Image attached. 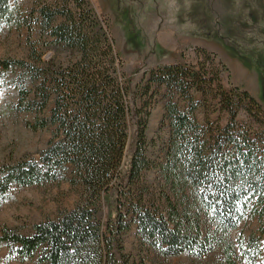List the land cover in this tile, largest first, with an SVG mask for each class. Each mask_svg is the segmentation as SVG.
I'll use <instances>...</instances> for the list:
<instances>
[{"label":"trees","instance_id":"1","mask_svg":"<svg viewBox=\"0 0 264 264\" xmlns=\"http://www.w3.org/2000/svg\"><path fill=\"white\" fill-rule=\"evenodd\" d=\"M0 24L28 31L24 58L0 57V90L13 96L0 114H28L25 128L50 131L36 156L0 162V203L13 185L66 182L78 192L72 208L27 234L2 225L7 259L144 264L121 245L134 225L139 244L162 257L220 247L227 264L264 262L263 227L231 236L242 220H264V110L246 90L223 88L214 54L196 48V63H158L134 80L90 0H0ZM156 95L167 138L150 156L145 127ZM105 194H113L114 216L102 222Z\"/></svg>","mask_w":264,"mask_h":264},{"label":"rangeland","instance_id":"2","mask_svg":"<svg viewBox=\"0 0 264 264\" xmlns=\"http://www.w3.org/2000/svg\"><path fill=\"white\" fill-rule=\"evenodd\" d=\"M92 7L110 24L115 49L121 55L122 68L134 80H138L144 69L158 63H196L201 57L196 48H204L214 54L220 62V81L225 90L233 86L246 90L260 103L264 110V95L261 80L264 78V0H90ZM26 27L15 28L0 24V57L24 58L27 53ZM35 32L32 33L33 38ZM48 55V52H46ZM162 90H160L161 92ZM159 92V93H160ZM193 97L201 96L194 92ZM4 98H13L12 90H0V104ZM150 107L146 123L148 145L146 152L156 155L167 138V127L158 125L162 117L164 100L156 95ZM213 111L211 119L217 118ZM28 114H0V162H12L23 155H35L44 147L50 131L25 128L23 121ZM202 122L203 111L194 112ZM224 118V116H223ZM221 116L220 122H223ZM245 118L240 111L238 119ZM155 172H146L152 179ZM8 198L0 203V227H16L22 233H29L32 224L45 217H53L62 209H70L78 192L66 182L28 185H13ZM99 207V218L107 222L114 216L113 194H105ZM264 229V220L256 217L242 220L237 231L247 235ZM134 225L124 231L121 245L131 258H141L144 264H227L220 247L208 254L192 257L187 253L162 257L145 249L138 242ZM264 240V232L261 234ZM7 250L0 245V264H33L34 258L7 259ZM234 264H246L241 257ZM261 264H264L262 262Z\"/></svg>","mask_w":264,"mask_h":264}]
</instances>
